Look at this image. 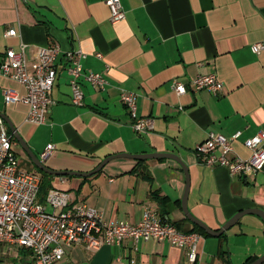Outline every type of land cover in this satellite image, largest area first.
Instances as JSON below:
<instances>
[{
	"label": "crops",
	"instance_id": "1",
	"mask_svg": "<svg viewBox=\"0 0 264 264\" xmlns=\"http://www.w3.org/2000/svg\"><path fill=\"white\" fill-rule=\"evenodd\" d=\"M120 1L125 18L113 23L105 0H0V61L7 47L18 50L24 43L30 58L38 46L57 42L61 50L81 48L83 69L103 72L109 82L98 89L82 80L83 104H72L60 53L54 103L43 122L25 119V103L4 102V87L25 90L1 73L0 111L39 158L47 143L54 144L43 160L50 169L87 172L110 154L169 151L187 166L188 211L210 228L219 229L240 210H264V168L230 175L223 166L201 165L195 149L214 130L246 157L245 141L264 131V0ZM8 27L16 34L4 35ZM255 41L263 43L258 53L251 49ZM197 73H215L222 90H173L174 78L187 84ZM122 91L134 92L137 114L151 116L152 129L134 131ZM3 122L20 167L39 173ZM50 175L52 188L67 191L71 204L94 206L107 221L137 222L150 205L181 230L194 227L181 207L186 173L174 158L118 156L91 175ZM10 249L16 252L13 264H33L31 251L6 242H0V262ZM197 251L189 262L184 249L169 241L141 240L134 249L125 239L94 249L70 245L55 264H248L264 253V220L245 213L219 235L202 234Z\"/></svg>",
	"mask_w": 264,
	"mask_h": 264
},
{
	"label": "built area",
	"instance_id": "2",
	"mask_svg": "<svg viewBox=\"0 0 264 264\" xmlns=\"http://www.w3.org/2000/svg\"><path fill=\"white\" fill-rule=\"evenodd\" d=\"M105 2L110 10L111 22L125 18V9L120 0ZM15 34L14 27L4 31L6 36ZM25 47L21 43L18 50L6 48L0 61V73L24 87V92L14 87H4L3 100L6 104L25 103V119L28 121L43 122L54 103L51 90L56 78L55 62L60 53L66 61L72 104H83L82 80L98 89L109 83L103 72L83 69L81 60L85 52L81 48L61 50L57 42H49L38 46L33 57L29 58ZM262 47V41L251 43V49L256 53ZM96 55L101 56L100 53ZM222 85L215 73H197L187 84L175 78L172 80V88L177 94L188 89H208L219 93ZM121 101L128 108L135 132L153 128L151 116L137 114L134 92L122 91ZM245 145L249 155L243 157L235 153L229 137L209 130L195 149L201 165L223 166L230 175L255 174L264 168V131L256 130L245 141ZM53 149L54 144L47 143L40 153V160H45ZM40 182L38 172L20 167L13 149V137L0 117V242L17 243L29 248L33 264H55L70 245L81 244L94 249L103 243L119 244L125 239L131 240L134 249H137V243L141 240H166L184 249L189 262L197 257V245L202 234L191 229L181 230L165 214L157 212L150 205L144 207L137 222L107 221L102 211L94 206L84 202L71 204L68 192L62 189L50 188L45 201H39Z\"/></svg>",
	"mask_w": 264,
	"mask_h": 264
},
{
	"label": "water",
	"instance_id": "3",
	"mask_svg": "<svg viewBox=\"0 0 264 264\" xmlns=\"http://www.w3.org/2000/svg\"><path fill=\"white\" fill-rule=\"evenodd\" d=\"M0 117L3 118L7 122L8 126H9L10 130L13 132L16 140L21 145V147L26 151V153L28 154V156L30 157V159L33 161V163L40 170H42V171H44L46 173L53 174V175H68V174L91 175V174L99 171L108 160H110L111 158H114V157H118V156L132 157V158H136V159H147V158H158V157H171V158L176 159L181 164V166L183 167V169H184V171L186 173V185H185V189H184L183 196L181 198V207H182V210H183L184 214L187 216V218L190 221H192L193 223L197 224L199 227H201L202 229H204V231H206V233H208L210 235H219V234H221L226 229H228L230 226H232L245 213H255V214H258L264 220V210L262 208H259V207H249V208H246V209H243V210H240V211L236 212L225 223H223L221 225V227L219 229H217V230H214V229L210 228L203 221H201L200 219L194 217L188 211L187 204H186L187 192H188V188H189V177H188L187 166H186V164L182 161V159L176 153L169 152V151H163V152H161V151H152V152H145V153L119 152V153H114V154L107 155L106 157H104L101 160V162L94 169H92L90 171H87V172H80V171L67 170V169H59V170L50 169L27 146V144L25 143V141L20 137V135L15 130V127L13 126V124L11 123V121L9 120V118L6 116V114L3 113L2 111H0ZM263 261H264V253H262L260 256H258L257 258H255L254 260H252L251 262H249L248 264H261Z\"/></svg>",
	"mask_w": 264,
	"mask_h": 264
},
{
	"label": "trees",
	"instance_id": "4",
	"mask_svg": "<svg viewBox=\"0 0 264 264\" xmlns=\"http://www.w3.org/2000/svg\"><path fill=\"white\" fill-rule=\"evenodd\" d=\"M38 171H39L40 176H41V182H40V187H39V191H38V200L43 202V201H45V197H46V194H47L48 190L50 188H52V184L50 182V179H51L52 175L40 170L39 168H38ZM147 178H148V180H150L149 177H147ZM155 198L158 199L160 204H163L165 202L164 199L162 197H159L158 195L155 196ZM191 230L198 231V232H200L201 234H204V235L206 234V232L203 229H201L200 227H198L195 224H194V227L191 228ZM27 249L30 251L29 248H27Z\"/></svg>",
	"mask_w": 264,
	"mask_h": 264
},
{
	"label": "rangeland",
	"instance_id": "5",
	"mask_svg": "<svg viewBox=\"0 0 264 264\" xmlns=\"http://www.w3.org/2000/svg\"><path fill=\"white\" fill-rule=\"evenodd\" d=\"M11 250V249H10ZM9 251V250H8ZM7 255H9L8 257H7ZM16 255V252H14V250H11V251H9V252H7V254L5 255V256H2V259H1V261L4 259V261H2V262H0V264H13L14 262H12V260H13V256H15ZM12 256V257H11ZM8 258V259H7ZM19 264V263H18ZM22 264V263H21Z\"/></svg>",
	"mask_w": 264,
	"mask_h": 264
}]
</instances>
